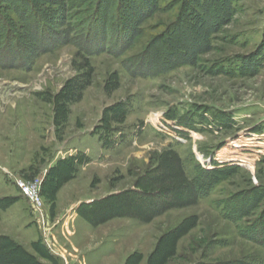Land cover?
<instances>
[{
	"label": "rangeland",
	"instance_id": "374dc122",
	"mask_svg": "<svg viewBox=\"0 0 264 264\" xmlns=\"http://www.w3.org/2000/svg\"><path fill=\"white\" fill-rule=\"evenodd\" d=\"M0 264H264V0H0Z\"/></svg>",
	"mask_w": 264,
	"mask_h": 264
},
{
	"label": "built area",
	"instance_id": "2783aa9c",
	"mask_svg": "<svg viewBox=\"0 0 264 264\" xmlns=\"http://www.w3.org/2000/svg\"><path fill=\"white\" fill-rule=\"evenodd\" d=\"M41 186H42V181L35 187H28L25 186V184L23 183L20 184V187L25 191L26 195H28L31 198L32 202L40 206H42L41 198H40V194L42 191Z\"/></svg>",
	"mask_w": 264,
	"mask_h": 264
}]
</instances>
